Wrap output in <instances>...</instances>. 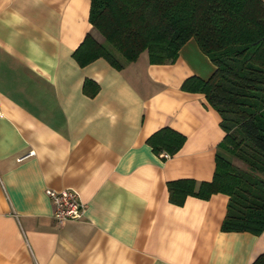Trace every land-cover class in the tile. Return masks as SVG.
Masks as SVG:
<instances>
[{
    "label": "crops",
    "instance_id": "obj_1",
    "mask_svg": "<svg viewBox=\"0 0 264 264\" xmlns=\"http://www.w3.org/2000/svg\"><path fill=\"white\" fill-rule=\"evenodd\" d=\"M89 10L90 0H0V264L251 263L264 230H223L226 193L169 200L168 180L214 173L221 116L182 88L214 63L191 37L174 61L143 51L122 68L80 65L85 35L104 40ZM163 126L185 135L173 155L147 142ZM48 188L77 190L83 216L57 222Z\"/></svg>",
    "mask_w": 264,
    "mask_h": 264
},
{
    "label": "trees",
    "instance_id": "obj_2",
    "mask_svg": "<svg viewBox=\"0 0 264 264\" xmlns=\"http://www.w3.org/2000/svg\"><path fill=\"white\" fill-rule=\"evenodd\" d=\"M89 21L103 35L88 32L73 51L80 65L104 57L116 68L146 51L150 62L174 61L193 37L215 65L208 78L188 76L182 88L205 94L219 112L224 136L211 179L167 181L169 200L189 195H228L223 230H264V0H90ZM88 84V82H86ZM87 89L98 91L95 84ZM185 141L163 126L147 142L156 153L173 155ZM231 156V157H230ZM232 156L246 164H234ZM249 264H264V252Z\"/></svg>",
    "mask_w": 264,
    "mask_h": 264
},
{
    "label": "built area",
    "instance_id": "obj_3",
    "mask_svg": "<svg viewBox=\"0 0 264 264\" xmlns=\"http://www.w3.org/2000/svg\"><path fill=\"white\" fill-rule=\"evenodd\" d=\"M164 156H168L164 153ZM47 194L51 197L54 204V217L59 223L68 220L79 219L84 214V203L79 192L73 188H63L60 190L48 188Z\"/></svg>",
    "mask_w": 264,
    "mask_h": 264
},
{
    "label": "rangeland",
    "instance_id": "obj_4",
    "mask_svg": "<svg viewBox=\"0 0 264 264\" xmlns=\"http://www.w3.org/2000/svg\"><path fill=\"white\" fill-rule=\"evenodd\" d=\"M232 160H233L235 165H237V166H239L241 168H246V164L244 162H242L240 159H237L236 157L232 156Z\"/></svg>",
    "mask_w": 264,
    "mask_h": 264
}]
</instances>
